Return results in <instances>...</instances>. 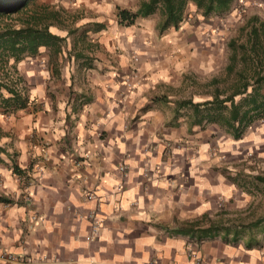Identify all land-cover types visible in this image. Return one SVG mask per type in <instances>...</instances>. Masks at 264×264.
I'll use <instances>...</instances> for the list:
<instances>
[{
    "label": "crops",
    "instance_id": "obj_1",
    "mask_svg": "<svg viewBox=\"0 0 264 264\" xmlns=\"http://www.w3.org/2000/svg\"><path fill=\"white\" fill-rule=\"evenodd\" d=\"M134 1L70 0L93 28L50 25L61 41L8 61L3 81L24 104L0 102V252L31 264H264V173L241 133L203 116L211 95L176 98L202 66L182 19L160 29L157 4L159 21L153 10L119 24L116 7Z\"/></svg>",
    "mask_w": 264,
    "mask_h": 264
},
{
    "label": "rangeland",
    "instance_id": "obj_2",
    "mask_svg": "<svg viewBox=\"0 0 264 264\" xmlns=\"http://www.w3.org/2000/svg\"><path fill=\"white\" fill-rule=\"evenodd\" d=\"M140 1L135 0L134 2ZM41 3L59 10L64 24L69 23V18L65 16L67 13L76 16L77 20L70 24L71 29L80 27L90 30L93 28V22H84L86 21L85 17L90 18L93 15L88 7H72L70 0H34L29 6L32 7ZM21 13L22 11L13 13L10 18L1 17L0 26L4 20H14ZM81 17L83 20L79 22L78 19ZM147 18L154 22L159 21L161 18L160 7L157 6ZM78 22L83 24L78 26L79 24L76 25ZM261 23L263 29H260ZM252 28L257 29L256 37L251 35L250 30ZM178 29L183 31V35L186 34L190 37L195 55L194 59L201 62L202 66L195 64L189 70L192 77L190 81H195L198 84L195 82H191L192 85L184 84L186 87L184 86L182 91L178 87L176 98L181 96L191 98V96L198 95L209 98L214 88L213 85L209 84L212 77L216 79L215 87L222 92L219 95L220 98L238 88L243 80H247L251 84L255 74H264V0H231L225 11L218 14L210 13L206 16H203L193 2L188 0L183 18L177 25ZM77 34L74 31L66 35L70 44L73 38L78 36ZM93 36L90 33L86 38H93ZM260 83V93H264V79ZM249 91L250 85L246 89V92ZM235 98L238 99V97ZM222 113V115H226L227 111L223 110ZM214 124L219 133H226L227 127L225 125ZM240 138L243 140L248 157H251L252 161L254 159L258 162V172L264 173V116L254 119L243 130ZM260 168L262 169L260 170ZM0 264H31V262L0 255Z\"/></svg>",
    "mask_w": 264,
    "mask_h": 264
},
{
    "label": "trees",
    "instance_id": "obj_3",
    "mask_svg": "<svg viewBox=\"0 0 264 264\" xmlns=\"http://www.w3.org/2000/svg\"><path fill=\"white\" fill-rule=\"evenodd\" d=\"M187 1L143 0L135 11L116 7L115 15L119 24L128 25L133 22L136 16L148 15L157 4H160L163 18L159 28L163 29L170 24L176 26L183 18ZM189 1L193 2L203 16L210 13H221L229 7L231 2V0ZM33 2L34 0H0V18L4 16L10 18L11 14L22 11L14 20H4L2 26H0V69L4 71L3 77L0 78V89L4 88L10 94V96L3 97L0 92V102L6 106L10 105L12 108L22 106L24 99L9 86L7 81H3V78H6L7 75L8 61L11 59L13 62H17L24 55H33L37 52L39 46H53V44L61 41L63 37L48 32V26L55 25L66 28L74 21V17L69 18L67 13L66 17L69 18V24L65 25L59 10L53 9L44 3L30 7L29 4ZM262 26L261 23L260 29H263ZM250 31L251 35L256 37L257 29L252 28ZM69 32L70 30L67 29V33ZM57 47L55 48L57 49ZM263 79L264 74L257 73L251 84L249 81L243 80L238 88L220 98L221 91L215 89L209 100L199 103V105L210 107L214 105L211 108L212 110L210 109L211 111L206 107L203 116L211 122L225 125L233 136L238 137L254 119L264 116V93H260V81ZM248 85H250V91L246 92ZM235 97H238V99ZM223 110L227 111L226 115H222Z\"/></svg>",
    "mask_w": 264,
    "mask_h": 264
},
{
    "label": "built area",
    "instance_id": "obj_4",
    "mask_svg": "<svg viewBox=\"0 0 264 264\" xmlns=\"http://www.w3.org/2000/svg\"><path fill=\"white\" fill-rule=\"evenodd\" d=\"M0 255L1 256H5L6 258H17V257H15V256H12V255H10V254H8V253H5V252H0ZM193 257V264H204L201 260H200V258L199 257H196V256H192Z\"/></svg>",
    "mask_w": 264,
    "mask_h": 264
}]
</instances>
